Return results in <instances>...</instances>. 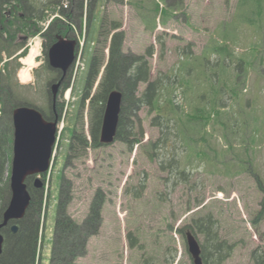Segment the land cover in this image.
<instances>
[{"label":"rangeland","instance_id":"rangeland-1","mask_svg":"<svg viewBox=\"0 0 264 264\" xmlns=\"http://www.w3.org/2000/svg\"><path fill=\"white\" fill-rule=\"evenodd\" d=\"M59 1L44 6L48 0H37L34 6L45 14L38 21L40 30L16 37H23L24 44L16 52L20 66L15 71V92L48 114L56 102H63L52 163L41 177L45 188L34 264H53L60 199L65 213L78 224L93 205H98L101 216L98 231L87 236L84 252L72 264H193L180 229L205 216H211L216 231V239L207 240L196 227L207 264H213L209 261L216 257L221 241L231 249L221 251L225 257L215 264H264V214H259L264 198V0H181L166 24L161 23V15L157 17L155 29L145 27L141 16L147 9L136 7L133 2L138 0H83L81 11L79 0ZM90 1L98 9L97 18L121 25L116 30L124 31L125 53L144 54L152 47L151 80L165 81L163 100L174 86L186 126L170 114L167 128L162 129L153 120L156 111L142 105L130 116L127 135L139 142L130 147L125 140L115 139L94 148L88 145L81 156L68 157L73 129L81 122L90 143L89 98L83 105L80 98L93 48L105 43L99 19L93 18L89 25ZM59 8L67 15L62 17ZM55 16L70 27L67 37L77 41V48L70 81L54 103L48 83L55 72L48 65L50 45L42 32ZM36 41L37 65L29 79L22 80L27 83H22L21 58ZM107 44L93 91L107 60ZM214 45L225 50L217 53ZM199 74L207 78L200 80ZM145 84L139 83L136 94ZM197 107L215 111L216 117L211 112L208 120H202ZM7 166L10 170L11 161ZM68 237L74 239L72 234Z\"/></svg>","mask_w":264,"mask_h":264},{"label":"trees","instance_id":"trees-1","mask_svg":"<svg viewBox=\"0 0 264 264\" xmlns=\"http://www.w3.org/2000/svg\"><path fill=\"white\" fill-rule=\"evenodd\" d=\"M94 1L96 3V0ZM94 1H90L89 6L87 7V18L89 20V25L91 21H94L92 20L93 18L99 19L96 17L98 9L96 8ZM163 1L165 0H161V2H159V0H138L133 2L134 5L139 9H147L146 13H143L141 16V20L144 22L147 29L156 28V20L160 15L162 18L161 23L166 24L171 9L173 7H178L181 0H176L173 4L171 3L169 5H161ZM36 2L37 0H0V62L3 60V54L6 55V60L3 62L4 66L0 67V70L3 71V73L0 74V110L2 112V115L0 116V222L2 220L3 211L6 208L10 198V170L8 169L7 165L11 161L12 157V111L19 105L35 106L29 103L27 98H25L22 94L16 93L13 88V84L14 81H16L14 80L16 78V68L20 66V62L17 60L18 55L16 52L23 48L24 44V41L20 40L23 39V37H21L19 40H17L16 37L20 32L25 33V36L35 34L40 30L38 21H40V19H45V14L43 11H41V9H37L34 6L37 5ZM55 3L59 4L60 1L48 0L44 6ZM77 7L79 8V11L83 9V0H79ZM20 9H23L22 15L19 13ZM59 9L60 10H58V12L62 17L63 15H67L64 8ZM62 19L63 18L56 16L53 17L47 28L42 32V35L47 38L49 45H51L56 40L57 35L68 36L67 31L70 27L63 23ZM99 23L100 27L105 29L104 45L108 41L106 46L108 49L107 60L104 64V69L101 73L98 84L93 91L94 83L97 80L98 74L100 73L101 66H103L105 57L104 45H100L101 47L94 46L92 58L86 75L85 87L80 98L81 105H83L84 101L89 98L88 129L90 143L88 142L84 131V123L81 122L80 127L76 126L73 129L71 141L68 144V157L81 156L82 153L85 152L88 145L93 148L104 145L99 141L102 117L107 96L109 92L114 89L121 90L123 94L115 139L125 140L128 145H130V147L134 143L139 142L137 137L131 138V140L128 139L127 135L131 131L132 126L130 116L142 105L149 106L150 110L156 111V116L153 118V120L154 122L157 121V125L162 127V129L164 127L167 128L166 125L169 122L167 119H169L170 114L176 118L177 123L182 121V126H186L184 125L186 122L184 120L186 119V115L183 114V116H181V114L178 112L180 111L182 104L176 102L175 100V98L178 97V94L174 89V86H172L171 92L167 93V96H165L163 100V94L161 92L163 88L166 87L164 84L165 81H161L160 78L151 80V66L148 57L153 54L152 47H148L144 54L125 53L123 51L124 31L116 30L118 27L120 28L121 25L115 20L109 22L102 16H100ZM106 28L110 29L106 30ZM112 29H115V31L109 38L108 35ZM101 34L103 33L101 32ZM212 49L217 53L219 51L225 50L224 47H217L215 45L212 46ZM20 53L24 55L26 50L23 49ZM211 53H213L212 50ZM12 61L15 62L13 65H11ZM70 77L71 69L68 70L67 75L65 76L63 88H65L66 84L70 81ZM200 77V80H202L204 77L207 78L203 75H200ZM167 82L169 83V81ZM139 83L146 84L142 92L138 95L136 92ZM161 100H163V103L160 102ZM213 102L216 103L215 105H218L217 102ZM62 103L56 102L55 106L57 111L53 112L51 110L49 114L44 112L41 108L37 106L36 107L41 110L46 119L53 120L56 117H60L58 112L63 108ZM198 110H201V108H198ZM201 111L202 113L199 116H201V119L204 121L208 120L211 112L214 114L213 117H216L215 111H206L205 108H202ZM219 122H221L222 125H227L223 121ZM163 134L166 133L163 132ZM30 178L31 176L27 177L25 181L27 183V188L30 191L31 199L25 216L22 219L16 221L18 224L17 232L12 233L9 228L5 227L1 229V232L5 238L3 250L0 254L1 264H34L35 262L40 236L39 218L43 202V189L35 188L32 182H30ZM260 205L261 208L259 214H264V198L262 199ZM64 210L65 206L63 205V200L60 199L57 203L58 216H56L57 219L54 226L55 236L53 238L54 243L52 248L53 264L54 261H58V264H72L73 260L84 252L87 236L89 234L96 233L100 224L101 216L98 205H93L91 207L88 216L81 224L76 223L69 215L65 213ZM212 221L213 219L211 216H205L198 220H193L191 225L183 226L180 231L185 234L186 231L190 230L196 237L197 227V233L198 231L199 233H202L207 238V240H210V238L216 239V231L212 229ZM184 228L186 229L184 230ZM69 234H72L74 239L70 240V237H68ZM221 243H219V246L221 247L217 248L216 257H212V261L210 260L209 262L215 264L214 262H218L219 259L222 260L225 257L221 251L226 253L230 251L231 248L228 243L227 245L225 241H221ZM224 248H227V250ZM203 250L204 249L202 248L203 262L204 264H207L208 258H206ZM262 257H264V255H262Z\"/></svg>","mask_w":264,"mask_h":264},{"label":"water","instance_id":"water-1","mask_svg":"<svg viewBox=\"0 0 264 264\" xmlns=\"http://www.w3.org/2000/svg\"><path fill=\"white\" fill-rule=\"evenodd\" d=\"M77 41L67 36L57 35L56 40L47 50L48 65L62 72L61 78L50 86L52 101L55 103L59 87L76 57ZM122 91L114 89L109 92L102 117L99 141L110 144L115 141L122 104ZM12 157L9 176L10 198L2 214L0 228L9 220L21 218L31 199L26 178L36 174L46 173L51 164L56 145L57 117L46 119L36 106L19 105L12 111ZM36 187L42 186L38 177L34 180ZM17 230V225H12ZM188 252L193 264H204L201 257V247L190 231L185 232ZM3 235L0 232V254L2 252ZM1 264V263H0Z\"/></svg>","mask_w":264,"mask_h":264},{"label":"flooded vegetation","instance_id":"flooded-vegetation-1","mask_svg":"<svg viewBox=\"0 0 264 264\" xmlns=\"http://www.w3.org/2000/svg\"><path fill=\"white\" fill-rule=\"evenodd\" d=\"M22 15V14H21ZM50 67V66H49ZM69 70V69H68ZM52 71L53 72H55V74H54V76L52 77V79L50 80V82L48 83V85H49V90H50V86H51V84L53 83V82H56V81H58L59 80V78H61V76H62V72L59 70V69H53L52 68ZM68 72V71H67ZM67 72H66V74H65V76L67 75ZM65 82V77H64V79H63V81H62V83H61V85H60V87H59V91H58V95L60 94V92H62V87H63V83ZM58 95H57V97H58ZM57 100V99H56ZM55 105V104H54ZM52 106V105H51ZM52 109H53V112H55L56 111V106H54V107H52ZM50 120V119H49ZM45 173H42V174H40V175H38L39 177V179H41V177H42V175H44ZM35 178H36V175H32L31 176V178H30V182H32V184H33V186L35 187V188H42V189H44L45 188V182H44V180H42L41 179V181H42V186L41 187H36L35 185H34V180H35ZM26 182V181H25ZM29 182V183H30ZM29 193H30V191H29ZM31 195V194H30ZM27 210V209H26ZM25 213H26V211H25ZM25 213H24V215L21 217V218H19V219H22L24 216H25ZM19 219H12V220H9L8 221V223L6 224V225H4L3 227H5V228H9L11 231H12V233H16L17 232V230H18V224L16 223V221L17 220H19ZM57 219V218H56ZM2 221V220H1ZM55 222H56V220H55ZM14 224H16L17 225V230L16 231H13L12 230V225H14ZM54 226H55V223H54ZM3 227H1L0 228V232H1V229L3 228ZM54 229H55V227H54ZM55 232V231H54ZM54 232H53V235H54ZM2 233V232H1ZM2 235H3V233H2ZM4 235H3V243H4ZM38 245H39V241H38ZM201 247V246H200ZM2 250H3V244H2ZM52 251V250H51ZM2 253V252H1ZM201 257H202V248H201ZM203 259V258H202Z\"/></svg>","mask_w":264,"mask_h":264},{"label":"bare ground","instance_id":"bare-ground-1","mask_svg":"<svg viewBox=\"0 0 264 264\" xmlns=\"http://www.w3.org/2000/svg\"><path fill=\"white\" fill-rule=\"evenodd\" d=\"M39 55H40V46H39V42L36 41L34 45L31 46L28 55L22 58V62L26 64L27 67L20 70L19 77L21 81L29 79L30 69L37 65L35 57L36 56L38 57ZM22 82H26V81H22Z\"/></svg>","mask_w":264,"mask_h":264},{"label":"built area","instance_id":"built-area-1","mask_svg":"<svg viewBox=\"0 0 264 264\" xmlns=\"http://www.w3.org/2000/svg\"><path fill=\"white\" fill-rule=\"evenodd\" d=\"M22 63H23V62H22ZM26 67H27L26 64L23 63V68H22V69H24V68H26ZM77 67H78V66H76L75 70H77ZM31 70H32V68L30 69V71H31Z\"/></svg>","mask_w":264,"mask_h":264}]
</instances>
